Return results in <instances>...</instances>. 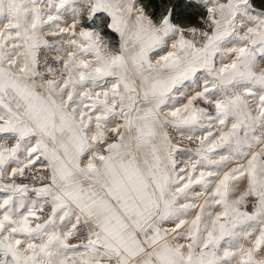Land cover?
Here are the masks:
<instances>
[{
    "label": "snow or ice",
    "instance_id": "1",
    "mask_svg": "<svg viewBox=\"0 0 264 264\" xmlns=\"http://www.w3.org/2000/svg\"><path fill=\"white\" fill-rule=\"evenodd\" d=\"M0 193V264H264V0H0Z\"/></svg>",
    "mask_w": 264,
    "mask_h": 264
},
{
    "label": "trees",
    "instance_id": "2",
    "mask_svg": "<svg viewBox=\"0 0 264 264\" xmlns=\"http://www.w3.org/2000/svg\"><path fill=\"white\" fill-rule=\"evenodd\" d=\"M186 3L187 0H144L146 6H148L149 12H158L163 3ZM177 11L182 13L181 20L187 22L188 20H195V10H186L183 8L177 9ZM113 41H118V36L115 34L111 35Z\"/></svg>",
    "mask_w": 264,
    "mask_h": 264
},
{
    "label": "crops",
    "instance_id": "3",
    "mask_svg": "<svg viewBox=\"0 0 264 264\" xmlns=\"http://www.w3.org/2000/svg\"><path fill=\"white\" fill-rule=\"evenodd\" d=\"M190 145H183V147L185 148V149H187V148H192V147H194V146H190ZM3 194L2 193H0V196H2Z\"/></svg>",
    "mask_w": 264,
    "mask_h": 264
},
{
    "label": "rangeland",
    "instance_id": "4",
    "mask_svg": "<svg viewBox=\"0 0 264 264\" xmlns=\"http://www.w3.org/2000/svg\"><path fill=\"white\" fill-rule=\"evenodd\" d=\"M184 145L194 146V145H192V144H189L187 141L184 142ZM190 146H189V147H190Z\"/></svg>",
    "mask_w": 264,
    "mask_h": 264
}]
</instances>
